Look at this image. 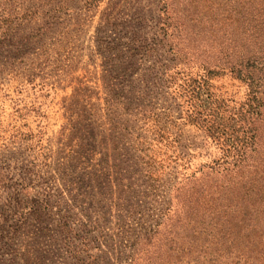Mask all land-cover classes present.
Listing matches in <instances>:
<instances>
[{"label": "rangeland", "instance_id": "obj_1", "mask_svg": "<svg viewBox=\"0 0 264 264\" xmlns=\"http://www.w3.org/2000/svg\"><path fill=\"white\" fill-rule=\"evenodd\" d=\"M214 2L0 0V264H232L223 152L177 92L232 53L233 1Z\"/></svg>", "mask_w": 264, "mask_h": 264}, {"label": "trees", "instance_id": "obj_2", "mask_svg": "<svg viewBox=\"0 0 264 264\" xmlns=\"http://www.w3.org/2000/svg\"><path fill=\"white\" fill-rule=\"evenodd\" d=\"M232 1V53L222 51L219 66L185 79L177 92L186 105L188 121L201 124L223 152L222 247L234 250L232 264H264V0ZM203 2L205 13L212 12L214 0ZM159 31L160 42L172 35L167 22L161 23ZM221 70L245 86L246 98L238 108L228 110L224 100L211 91L210 77ZM155 116L154 126L162 138L167 130L166 122L161 125L162 116L172 115L169 110Z\"/></svg>", "mask_w": 264, "mask_h": 264}]
</instances>
